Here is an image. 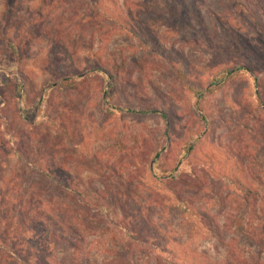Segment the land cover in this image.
<instances>
[{
  "label": "rangeland",
  "instance_id": "rangeland-1",
  "mask_svg": "<svg viewBox=\"0 0 264 264\" xmlns=\"http://www.w3.org/2000/svg\"><path fill=\"white\" fill-rule=\"evenodd\" d=\"M149 1L0 0L21 93L58 119L21 118L13 75L0 72V220H15L24 257L0 250V264H264V0H191L205 25L192 17L196 30ZM232 66L251 77L219 84L201 113L187 85L207 89ZM93 69L75 85L63 79ZM127 108L165 109L170 120ZM194 135L180 179L170 181L190 205L182 214L150 164L159 154L171 170ZM39 207L64 230H50Z\"/></svg>",
  "mask_w": 264,
  "mask_h": 264
},
{
  "label": "trees",
  "instance_id": "trees-1",
  "mask_svg": "<svg viewBox=\"0 0 264 264\" xmlns=\"http://www.w3.org/2000/svg\"><path fill=\"white\" fill-rule=\"evenodd\" d=\"M9 5L13 3L14 0H7ZM154 1V6L159 7L163 12H166L168 15H171L172 19H174L176 22L185 25L191 30H196L197 25H194L195 23L199 24L200 26H205L204 21H203V16L202 13L199 9V7L196 6L197 1H191V0H150L149 2ZM226 1V0H224ZM228 1V0H227ZM234 2V4L239 7V0H230ZM158 8V9H159ZM192 17L195 18V23L192 21ZM198 25V26H199ZM181 28V27H180ZM200 28V27H198ZM202 29H204L202 27ZM127 32L131 33L134 36H138L133 29H127ZM262 34L264 35V29L261 31ZM141 37V36H140ZM142 39V37H141ZM144 42V40H143ZM151 42L146 43L147 46H151ZM160 49H162V52L164 53L160 58H164L166 56V53H169L167 49L164 47L159 46ZM158 50V49H157ZM153 51H156V49H153ZM20 60V55H19V49L17 46L13 43V41L9 38V35L5 31L3 27H0V72L4 74H10L13 75L10 78H8V84H13V93L17 99V104L18 108L17 110L19 111V115L21 118L28 122H33L34 125H39L45 120L54 124H58V119L51 118L49 115H47V105L43 110H40L38 112V107L40 103H29L26 97V94L21 93L20 87L21 84L19 80L14 76L16 72H18V64ZM167 60V59H165ZM180 71V70H179ZM251 69L246 66H232V67H226L223 69L218 70L216 73L212 74L210 77V82L208 84V88H202V87H191L190 85H187L188 90L191 94L190 96V101L196 106L197 109L200 110L201 113L205 114L207 112V108L204 105V100L207 98L208 94L213 93L216 91L221 83H231L234 81V79L237 77L239 74H248L251 77L250 73ZM99 73V70L93 69L92 71L86 72V73H80L76 77H71V76H65L63 79L66 82L67 85H75L78 82H81L83 79L86 78L87 74H94V73ZM185 72V71H184ZM253 83L256 84V80L253 78ZM54 85V84H53ZM53 85L51 87H53ZM218 86V87H215ZM114 84L109 82L107 84V90L105 91V97L104 100H109L111 97V91L113 90ZM107 111L111 112L114 108L112 105V108L108 107V104H105ZM110 106V105H109ZM129 112L132 113H143V114H158L160 113L162 117L165 119V123H169V115L165 111V109H149V108H127L125 109ZM39 113V115H38ZM206 118V115H204ZM61 127V125H59ZM197 136H191L185 145L182 147V156L177 160V163L171 170L165 171L163 169V166L161 162L159 161V154L155 155V158L152 160L150 164V171L152 172L153 176L156 177L161 184V178H167V181L164 184V187L172 193V196L174 197V206L182 213V214H191L190 213V205L186 201L185 198L180 195L178 192L176 186H172L170 184V181H177L180 179L181 175V169L182 166H184L185 159L191 154V152L194 150L195 146V141L197 140ZM28 167L33 170H37L38 173L42 176L43 179L46 181L50 182H58L55 173L53 171L43 169L41 167H36L34 163L28 162ZM66 187V186H65ZM68 188V187H67ZM70 192L74 196H80L81 202L84 199L86 195L85 190L77 184H74L70 188H68ZM124 196H129L130 198L131 195H127L126 193ZM24 207V203L21 204V208ZM4 208V207H3ZM1 209L3 213H5L4 209ZM100 208V207H99ZM38 212L45 215L48 219L49 222V229L52 230L53 228L59 227L60 229L64 230V226L58 222L60 219L57 218L55 214H52L50 211L46 210L43 207L38 208ZM108 212V211H106ZM113 213L116 212V210L112 211ZM6 214V213H5ZM7 221L9 223H3L2 219L0 220V250H8L10 253V259L23 262L24 257L21 253V251L18 250V235L16 233V229L14 227L16 226L13 221V219L9 218L5 215ZM128 217V216H127ZM129 218V217H128ZM51 221H56L52 223ZM124 227H121L123 230H128L125 225ZM9 240V244H8ZM169 264L170 261H168Z\"/></svg>",
  "mask_w": 264,
  "mask_h": 264
}]
</instances>
